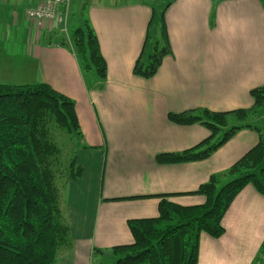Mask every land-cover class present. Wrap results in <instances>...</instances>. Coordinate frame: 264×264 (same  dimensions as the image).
<instances>
[{"label":"crops","instance_id":"1","mask_svg":"<svg viewBox=\"0 0 264 264\" xmlns=\"http://www.w3.org/2000/svg\"><path fill=\"white\" fill-rule=\"evenodd\" d=\"M28 1L35 2L33 7L41 0ZM228 1L234 0H218L216 4L213 0H171L165 20L172 53L163 58L153 76L145 78L133 74L132 69L152 9L140 0H94L86 17L107 64L102 87H97L92 75V81L89 74L82 78L73 53L55 38L57 32L52 27L57 29L58 22L36 27L28 19L24 25L13 20V29L22 34L23 77L19 80L0 69V81L44 82L74 99L83 135L76 156L83 169L81 176L75 180L61 174L56 176L64 188L60 197L56 183L60 219L70 230L72 247L66 254L72 263L67 264H89L94 246L106 249L119 238L131 242L127 219L157 215L159 194H167L169 199L183 205L203 202L205 197L194 192L199 184L232 164V158L214 164L210 160L212 154L202 160L179 163L160 164L154 160L158 152L183 150L209 133L199 122L191 125L171 122L167 118L169 111L198 106L214 110L238 104L247 106L251 103L249 90L264 81V51L262 55L243 56L248 37L236 42L235 47L228 45V49L211 42L213 48L228 52L225 58L217 59L215 51L212 56L206 52L210 40L204 31L213 5L212 31L221 39L224 27L232 28L225 14ZM259 56L261 59H257ZM5 64L6 60L0 62V66ZM15 67L10 64L6 69ZM226 92L229 94L224 96ZM116 110H123L126 128L113 123L117 122ZM126 113L132 118H127ZM238 131L221 146L231 143ZM252 135L250 139L254 142L257 137ZM98 224L105 231L103 238L97 234ZM222 224L225 231L217 238L201 233L198 264H251L264 239V196L247 184L230 203ZM113 228L118 230L115 237Z\"/></svg>","mask_w":264,"mask_h":264},{"label":"trees","instance_id":"2","mask_svg":"<svg viewBox=\"0 0 264 264\" xmlns=\"http://www.w3.org/2000/svg\"><path fill=\"white\" fill-rule=\"evenodd\" d=\"M264 1V0H263ZM171 0H165L157 11L158 36L152 26L157 12L152 9L142 48L135 59L133 74L153 76L163 58L172 53L165 12ZM70 36L73 52L83 79L91 73L102 87L107 64L99 40L85 16ZM253 100L247 107L214 110L198 106L167 117L178 124L202 123L209 134L191 147L180 151L156 153L160 164L202 160L224 144L238 129H256L257 143L236 159L226 172L234 177L219 185L212 174L194 191L205 199L183 205L159 194L157 215L127 219L133 241L110 247L109 264H198L199 237L206 233L221 236L223 216L235 196L251 184L264 196V84L250 89ZM260 114L262 124L248 118ZM236 124L230 125L231 120ZM73 134L81 145L83 137L75 111V101L44 82H0V264H55L61 246L69 247L70 230L61 221L56 176L60 148L54 139V128ZM84 148L92 146L83 145ZM69 178L75 180L83 169L72 157ZM105 254L104 249L93 248ZM252 264H264V239Z\"/></svg>","mask_w":264,"mask_h":264},{"label":"rangeland","instance_id":"3","mask_svg":"<svg viewBox=\"0 0 264 264\" xmlns=\"http://www.w3.org/2000/svg\"><path fill=\"white\" fill-rule=\"evenodd\" d=\"M71 1L72 2L70 5V9H69V12L67 13L68 16L65 18V21L60 22V23H56L55 21L56 23L55 26H57V29L54 26L52 27V29L57 32L55 38L58 39L59 41H63L64 47L67 50H69L71 53H73L74 55V52L72 51L73 46L70 40V36L72 35V31L74 30V28L80 25L81 18L87 15L91 6L94 4V0H71ZM164 1L165 0H140L141 3H144L147 7L154 9L156 12L160 10V5L163 4ZM213 1L216 4V1L218 0H213ZM255 2L256 3L253 5L252 0H234L233 2L228 1V6L225 7V14L229 16V20L231 22L232 28L227 29L224 27V30L222 33L223 36L221 39L218 33H215L212 31V28H214V25H215L214 15H213L215 7L214 5L212 6L213 10L209 11V23L207 25L206 31H204V33L208 36L207 40H210V43L209 42L206 43V52L209 51L208 56H212L213 55L212 51H215L216 53H218L217 59L225 58L228 52L222 50V48L228 49L226 48L228 45L235 47L236 42L246 37H248V39L246 41V49H245L243 56L249 57V56H252L253 53L256 55L258 54L262 55L264 51V22L262 21L263 19L262 15L264 14V1L255 0ZM34 3H35L34 1H28V0L21 1V2H15V1L6 2L4 0H0V62L6 60L5 66L1 65L0 69L2 70V72L9 71L8 75L15 77L19 80L22 79L21 77H23L22 72H21V67H20L22 62L24 61V57L22 53L23 51L22 44H20V41H21L20 37L22 34L14 30L12 26L15 25V23L13 22L16 20H17L18 25L25 24L27 18L24 14V10L34 5ZM151 9H150V12H151ZM158 14L159 13L157 12V16L155 17V21L153 22V26H152L153 28L152 31L155 36H158L159 31H160V25H159V22L157 21L159 20ZM211 42H215L216 45H222V48L221 49L213 48L211 46ZM15 53H19V54L14 55ZM208 58H214V57H208ZM257 59H261V57L259 56L257 57ZM10 64L15 65L16 67L11 68V70H7L6 68ZM78 69H79V66H78ZM85 74H89L90 81H92L91 73L85 72ZM256 80L261 81V79L259 78H257ZM0 82H3V81H0ZM33 82H39V81H33ZM14 83H20V81L14 82ZM262 84H264V81L261 82V84L259 85H262ZM228 94L229 93L226 92L224 96ZM252 102L253 100L251 98V103L247 106H250ZM247 106H242L239 104L232 108L231 107L227 108L225 106L226 109H223V110H230L234 108L247 107ZM260 111L264 112V104L260 108ZM126 117L130 119L132 118V115L130 113H126ZM262 117L263 115L256 114L248 118L247 120L249 123L257 124L260 126L262 124ZM116 121L117 122L113 121V123L126 128V124H124L126 120L124 119L123 110H116ZM233 124H236L235 119L229 122V126ZM180 125H191V124H180ZM238 132L236 133V136L234 137L233 141H231V143L225 144L223 145V147L221 146L222 149H220V151L211 153L212 155L210 156V160L214 164L222 162V160H228L231 158L234 159L233 160L234 162L236 159L241 157L246 151H248L251 147H253L259 139V132L256 129L240 128ZM252 133L254 134V136L257 137V139L254 142H251V139H250V136L252 135ZM54 134H55L54 135L55 141L61 149V152L59 155L60 162H58V168H57L58 174H61L64 177L66 176L69 177L68 176L69 161L72 157H75L77 159L76 157L77 151L78 149L81 148L80 143L78 144V140L73 134L69 133L68 131L60 127L54 128ZM76 163H77V160H76ZM104 163H105V157L103 158V161L101 163L100 178L103 175ZM215 175L219 176V185H222L223 183L227 182L228 180L234 177V174H230L226 171H223V172L221 171V173L219 172ZM56 179H57L56 183L60 191V197H62L64 188L60 184V179L58 177ZM118 210H119V207H117L116 212H118ZM145 217H150V216H145ZM112 223L113 224L116 223V218L112 221ZM126 226H127V223H126ZM95 228H96V221H95ZM112 231L115 237L116 236L115 234L118 230L116 228H113ZM97 234L101 238L105 236V231L104 229H101L100 224H98V227H97ZM131 239H132L131 240L132 242L133 238ZM97 242H100V240H97ZM116 242H115L116 244L130 243V242L123 241L122 238H119L118 240H116ZM107 243H111L110 240H108ZM108 245H109L108 248L104 249L106 252L105 254L100 255L98 253H95L92 258L90 254L89 264H109L112 261V257L110 256V247L115 244H108ZM64 246L65 245L61 246L60 249L58 250L55 264H67L68 262L72 263L70 255L66 254V252H68L72 246L71 247L69 246V248L64 247ZM93 248H97V246H94ZM92 249H91V252H92ZM255 256L256 255H254V258ZM254 258H253V261H254Z\"/></svg>","mask_w":264,"mask_h":264},{"label":"built area","instance_id":"4","mask_svg":"<svg viewBox=\"0 0 264 264\" xmlns=\"http://www.w3.org/2000/svg\"><path fill=\"white\" fill-rule=\"evenodd\" d=\"M70 5L71 0H41L35 6L26 8L24 14L36 27H41L50 21L62 22Z\"/></svg>","mask_w":264,"mask_h":264},{"label":"bare ground","instance_id":"5","mask_svg":"<svg viewBox=\"0 0 264 264\" xmlns=\"http://www.w3.org/2000/svg\"><path fill=\"white\" fill-rule=\"evenodd\" d=\"M66 14H67V12H66ZM66 14H65V16H66ZM65 16H64V17H65ZM63 20H64V18H63ZM62 22H63V21H62Z\"/></svg>","mask_w":264,"mask_h":264}]
</instances>
